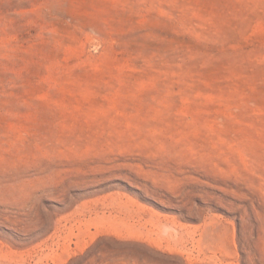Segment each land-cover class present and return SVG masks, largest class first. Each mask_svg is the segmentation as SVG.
Segmentation results:
<instances>
[{
	"label": "rangeland",
	"instance_id": "rangeland-1",
	"mask_svg": "<svg viewBox=\"0 0 264 264\" xmlns=\"http://www.w3.org/2000/svg\"><path fill=\"white\" fill-rule=\"evenodd\" d=\"M0 264H264V0H0Z\"/></svg>",
	"mask_w": 264,
	"mask_h": 264
}]
</instances>
